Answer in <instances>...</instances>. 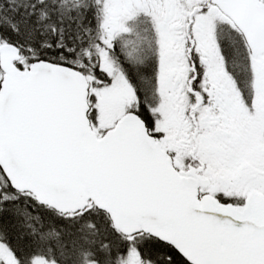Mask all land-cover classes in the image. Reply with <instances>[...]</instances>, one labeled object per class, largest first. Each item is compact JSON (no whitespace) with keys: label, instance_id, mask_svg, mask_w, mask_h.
<instances>
[{"label":"snow or ice","instance_id":"6c2138e0","mask_svg":"<svg viewBox=\"0 0 264 264\" xmlns=\"http://www.w3.org/2000/svg\"><path fill=\"white\" fill-rule=\"evenodd\" d=\"M0 264H264V0H0Z\"/></svg>","mask_w":264,"mask_h":264}]
</instances>
